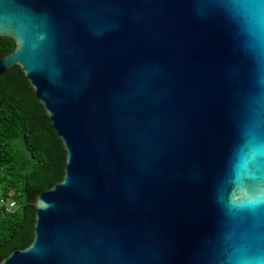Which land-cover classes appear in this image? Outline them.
<instances>
[{
    "label": "water",
    "instance_id": "obj_1",
    "mask_svg": "<svg viewBox=\"0 0 264 264\" xmlns=\"http://www.w3.org/2000/svg\"><path fill=\"white\" fill-rule=\"evenodd\" d=\"M64 150L0 264H264V0H0Z\"/></svg>",
    "mask_w": 264,
    "mask_h": 264
},
{
    "label": "trees",
    "instance_id": "obj_2",
    "mask_svg": "<svg viewBox=\"0 0 264 264\" xmlns=\"http://www.w3.org/2000/svg\"><path fill=\"white\" fill-rule=\"evenodd\" d=\"M0 38V54L13 49ZM64 150L50 128L41 105L22 72L14 66L0 75V200L14 201L6 211L0 205V259L32 239L36 193L62 177Z\"/></svg>",
    "mask_w": 264,
    "mask_h": 264
},
{
    "label": "built area",
    "instance_id": "obj_3",
    "mask_svg": "<svg viewBox=\"0 0 264 264\" xmlns=\"http://www.w3.org/2000/svg\"><path fill=\"white\" fill-rule=\"evenodd\" d=\"M0 205H3L4 207H5V210L6 211H9V210H11L13 207H14V205H15V203H14V201H12V200H0Z\"/></svg>",
    "mask_w": 264,
    "mask_h": 264
}]
</instances>
